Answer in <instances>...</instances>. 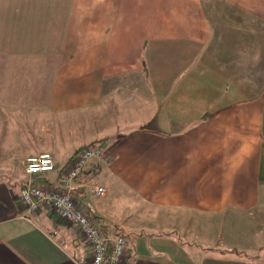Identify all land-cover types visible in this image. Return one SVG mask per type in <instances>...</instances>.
I'll return each mask as SVG.
<instances>
[{"label":"crops","instance_id":"1","mask_svg":"<svg viewBox=\"0 0 264 264\" xmlns=\"http://www.w3.org/2000/svg\"><path fill=\"white\" fill-rule=\"evenodd\" d=\"M205 4L0 0V264L91 259L16 177L50 153L36 182L59 189L87 146L109 163L76 200L126 237L123 264H264V0Z\"/></svg>","mask_w":264,"mask_h":264},{"label":"built area","instance_id":"2","mask_svg":"<svg viewBox=\"0 0 264 264\" xmlns=\"http://www.w3.org/2000/svg\"><path fill=\"white\" fill-rule=\"evenodd\" d=\"M109 163L105 151L98 146H87L79 150L70 161L58 186L48 189L36 182L37 177L47 176L56 171L54 157L43 153L28 158L24 163L26 183L21 189V199L27 209V216L34 215L42 207L51 208L69 226L78 230L89 244L92 257L81 259L78 264H123L128 242L126 237L107 236L100 223L87 216L76 200L78 180L91 165ZM90 193L96 198L107 196L105 186L95 185Z\"/></svg>","mask_w":264,"mask_h":264},{"label":"rangeland","instance_id":"3","mask_svg":"<svg viewBox=\"0 0 264 264\" xmlns=\"http://www.w3.org/2000/svg\"><path fill=\"white\" fill-rule=\"evenodd\" d=\"M202 2H204V3H206L205 5L208 7V9H210V0H202ZM25 163V162H24ZM23 169H24V166H23ZM2 176V175H1ZM5 176H7V175H5ZM16 176V175H15ZM22 176V179H25V181H24V183H23V186L21 187V188H23L24 187V185H25V183H26V177H25V169H24V171H23V173L21 174V175H17L16 177L18 178H20ZM251 248H253V247H257V246H259L258 245V243L256 242L255 244H251Z\"/></svg>","mask_w":264,"mask_h":264},{"label":"trees","instance_id":"4","mask_svg":"<svg viewBox=\"0 0 264 264\" xmlns=\"http://www.w3.org/2000/svg\"><path fill=\"white\" fill-rule=\"evenodd\" d=\"M235 252H237V251H235ZM238 253V252H237ZM240 254H242V253H240Z\"/></svg>","mask_w":264,"mask_h":264}]
</instances>
